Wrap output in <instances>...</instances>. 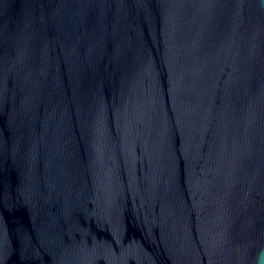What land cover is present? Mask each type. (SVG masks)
<instances>
[{
    "label": "water",
    "instance_id": "water-1",
    "mask_svg": "<svg viewBox=\"0 0 264 264\" xmlns=\"http://www.w3.org/2000/svg\"><path fill=\"white\" fill-rule=\"evenodd\" d=\"M0 264H264V0H0Z\"/></svg>",
    "mask_w": 264,
    "mask_h": 264
}]
</instances>
